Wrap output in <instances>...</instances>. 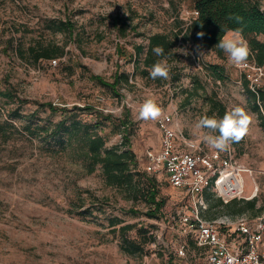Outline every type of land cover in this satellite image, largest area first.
<instances>
[{"label":"rangeland","instance_id":"obj_1","mask_svg":"<svg viewBox=\"0 0 264 264\" xmlns=\"http://www.w3.org/2000/svg\"><path fill=\"white\" fill-rule=\"evenodd\" d=\"M264 6V0H258ZM195 0H0V121L14 124L13 138H0V264H202L203 249L183 230L177 210L189 212L190 198L169 184L165 174H158L160 198L165 200L160 216L143 214L144 202L124 198L106 186L101 169L87 174L72 150L51 154L39 138L31 139L25 125L48 124L60 119L45 105L63 107L93 106L105 121L107 146L122 141L121 132L113 125L129 110L130 147L137 158L149 148H158V120L138 118L140 105L154 97L163 113H171L180 132L190 140H200L202 148L212 150L201 139L195 123L204 115L222 118L235 106L243 107L252 117L249 133L231 144L237 161L254 169L253 182L258 186V205L264 204V123L261 112L254 110L240 70L227 54L220 57L209 50L204 61L220 64L225 79L214 81L208 69L193 68L190 47L187 55L176 53L169 60L177 69L168 81L142 77L131 61L135 46L147 44L155 32L169 33L177 22L195 16ZM70 19L75 29L54 32L50 27L59 20ZM127 20L126 36H120L114 20ZM120 24V23H119ZM54 39L65 46V54L56 60L32 62L28 46L36 40ZM145 53L140 55V59ZM142 66V64H140ZM128 73L129 85H120L116 95L109 87L90 79L92 74L112 82L115 72ZM179 74V79L172 78ZM197 76L204 89L189 104L184 103L185 88L192 87ZM10 92L6 97L3 92ZM225 107L210 113L211 99ZM83 120L95 118L82 111ZM184 149L183 143L177 141ZM143 163V161H141ZM141 166V165H140ZM248 188V184H247ZM216 195L209 207L201 210L203 218L237 219L256 217L251 211L233 215L217 207ZM131 207L141 210L132 214ZM260 215V214H259ZM258 216V215H257ZM119 218L117 229L133 224L130 238L144 243L142 255H128L121 249V232L110 226V218ZM138 228L147 236L139 237ZM150 235V237H149ZM188 243L185 256L176 254L182 242Z\"/></svg>","mask_w":264,"mask_h":264},{"label":"trees","instance_id":"obj_2","mask_svg":"<svg viewBox=\"0 0 264 264\" xmlns=\"http://www.w3.org/2000/svg\"><path fill=\"white\" fill-rule=\"evenodd\" d=\"M194 9L198 11V15L190 21H178V28L169 33H151L147 36L146 45L135 46L131 61L134 62L136 70H140L139 74L142 77L150 78L149 69L158 59L162 58L153 53L154 47H163L167 55L170 50L177 47L179 41H182L186 45L196 44L201 48L215 51L218 56L222 57L225 53L216 47V44L229 30L235 29H241L243 36L248 41L251 49L249 58L254 59L260 65L264 64V11H261L262 6L258 0H195ZM229 16L242 17V22L237 23L235 20L229 19ZM113 25L120 36H126L127 20H114ZM50 27L54 32H67L70 36L75 29V25L70 19L59 20L51 24ZM200 32L205 35L198 37L197 33ZM27 52L29 59L35 63L40 60H57L65 54V46L54 39L49 41L36 40L28 46ZM142 53H145V56L141 60L140 55ZM175 55L174 53L169 55V60ZM207 69L215 82L222 81L226 77L224 67L220 64H208ZM176 71L177 69H174L171 72L175 73ZM130 78L128 73L118 71L114 73L112 82H107L98 75L92 74L90 76L91 80L109 87L116 95H119L116 92L117 88L120 85H129ZM172 78L178 80L179 74H172ZM157 81L161 82L162 80L157 79ZM243 83L247 87L249 99L253 101L254 110L259 111L257 95L250 90L246 79H243ZM192 84L191 88L183 90L185 94L183 105L189 104L193 97L203 95L200 91L204 89V86L197 76L193 77ZM3 95L12 97L9 91L3 92ZM205 98L211 99L210 113L218 109L222 115L224 114L225 107L220 102L209 98L207 95ZM259 99L264 101V90L260 91ZM45 105L53 112L59 111L60 119L48 124L31 122V124L25 125L24 129L31 139L39 138L42 140L47 144L51 154L61 155L72 150L81 161L85 173L92 174L100 168L106 186L122 193L125 199L131 200L133 203L144 202L147 209L143 214L147 217L157 218L160 216L165 205V200L160 198V182L157 175L142 169L135 151L130 147L129 110H126V115L119 118L118 122L113 125V132L122 133L121 143L107 146L109 136L105 132L104 123L111 116L101 117V112L88 105L83 107L75 105L72 108L59 107L52 103ZM82 111H87L89 115L95 118L83 120L80 117ZM14 127V124L7 120L0 121V138L5 142L11 140L13 134L9 132V129ZM204 196L209 207H212L211 202L215 194L210 189H206ZM216 199L217 207L228 210L233 215L251 211L254 216H257L264 212V204L258 205L256 197L249 200L233 199L227 203L219 197ZM130 209L134 215L141 213V210L134 207ZM109 224L115 227L114 231L121 232L123 237L121 249L126 254L133 256L144 253V243L127 235V231L133 229V224H125L117 229L120 219L114 217L110 218ZM147 232L146 229L138 228L137 235L145 237ZM188 235L195 246L200 248L197 246L193 235Z\"/></svg>","mask_w":264,"mask_h":264},{"label":"built area","instance_id":"obj_3","mask_svg":"<svg viewBox=\"0 0 264 264\" xmlns=\"http://www.w3.org/2000/svg\"><path fill=\"white\" fill-rule=\"evenodd\" d=\"M264 9V6H262ZM198 11L195 10V16ZM178 45L190 47L193 68L207 69L204 55L208 49L196 44ZM56 63V60H52ZM237 67V66H236ZM243 79L248 81L250 90L258 97L259 110L264 123V101L259 99L264 90V64H258L249 58L245 65L237 67ZM160 143L158 148H149L138 161L143 170L150 174H165L169 184L190 198V211L183 207L177 210V216L186 234H192L194 240L204 252L202 264H264V212L252 218L239 217L235 220L219 217L208 220L203 218L201 210L206 208L204 192L210 189L223 202L233 199L249 200L256 196L249 194L244 179L249 174L252 179L254 169L240 164L232 146L220 152L204 150L200 140H190L179 131L171 113H163L158 119ZM183 143L184 149L178 147ZM143 161V163L141 162ZM188 243L182 242L176 249L179 257L185 256Z\"/></svg>","mask_w":264,"mask_h":264},{"label":"clouds","instance_id":"obj_4","mask_svg":"<svg viewBox=\"0 0 264 264\" xmlns=\"http://www.w3.org/2000/svg\"><path fill=\"white\" fill-rule=\"evenodd\" d=\"M229 19H233L237 23L242 22V17L239 16H229ZM197 35L203 37L205 34L200 32ZM216 47L223 50L230 62L237 67L245 65L251 55L248 41L243 36L241 29L229 30L219 39ZM178 52L184 55L188 54L183 48H175L166 55L163 47H154L153 53L162 58L158 59L149 69L150 78L152 80H170V74L175 65L169 63V55ZM162 115V108L154 97L146 98L138 110V118L144 121H156ZM251 123V115L243 107L235 106L226 111L222 118H217L215 115L200 117L195 123V128L202 131L201 139L207 146L223 152L228 150L231 144L238 143L245 138L249 133Z\"/></svg>","mask_w":264,"mask_h":264},{"label":"bare ground","instance_id":"obj_5","mask_svg":"<svg viewBox=\"0 0 264 264\" xmlns=\"http://www.w3.org/2000/svg\"><path fill=\"white\" fill-rule=\"evenodd\" d=\"M247 177L251 178V181L248 184L247 190H248L249 194L253 195L255 193V191H256L257 184L255 182H253L252 177L249 174H247Z\"/></svg>","mask_w":264,"mask_h":264},{"label":"crops","instance_id":"obj_6","mask_svg":"<svg viewBox=\"0 0 264 264\" xmlns=\"http://www.w3.org/2000/svg\"><path fill=\"white\" fill-rule=\"evenodd\" d=\"M156 133H157V139H158L157 142H158L161 137L160 130L158 129ZM244 179H245L246 185L249 184V182L251 181V178H248L247 174L244 176Z\"/></svg>","mask_w":264,"mask_h":264}]
</instances>
